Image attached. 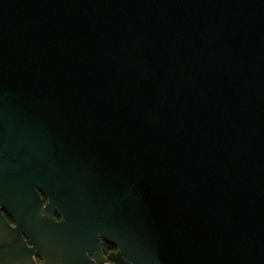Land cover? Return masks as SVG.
Listing matches in <instances>:
<instances>
[{
	"label": "water",
	"instance_id": "1",
	"mask_svg": "<svg viewBox=\"0 0 264 264\" xmlns=\"http://www.w3.org/2000/svg\"><path fill=\"white\" fill-rule=\"evenodd\" d=\"M103 243L264 264V0H0V264Z\"/></svg>",
	"mask_w": 264,
	"mask_h": 264
},
{
	"label": "flooded vegetation",
	"instance_id": "2",
	"mask_svg": "<svg viewBox=\"0 0 264 264\" xmlns=\"http://www.w3.org/2000/svg\"><path fill=\"white\" fill-rule=\"evenodd\" d=\"M41 199H42V206H45V204H46V199H45L44 197H42V196H41ZM1 214H2V216L7 220L8 224L13 225L12 221L10 220V218L7 216V214H6L3 210L1 211ZM53 218H54L56 221H60V217H59L57 214H54V215H53ZM21 240L25 242V244H26V246H27L28 248L30 247V244H29V242L25 239V237L22 236V239H21ZM104 244H105V243H103V248H102V252H103V254H104ZM109 253H115V250H113V251H111V252H109ZM31 260H32L35 264H43L42 261H41L39 258H37L36 256H31Z\"/></svg>",
	"mask_w": 264,
	"mask_h": 264
},
{
	"label": "trees",
	"instance_id": "3",
	"mask_svg": "<svg viewBox=\"0 0 264 264\" xmlns=\"http://www.w3.org/2000/svg\"><path fill=\"white\" fill-rule=\"evenodd\" d=\"M113 250H115V248L112 245H109L107 243L104 244V254L105 255Z\"/></svg>",
	"mask_w": 264,
	"mask_h": 264
},
{
	"label": "built area",
	"instance_id": "4",
	"mask_svg": "<svg viewBox=\"0 0 264 264\" xmlns=\"http://www.w3.org/2000/svg\"><path fill=\"white\" fill-rule=\"evenodd\" d=\"M109 254V253H108ZM108 254H104V258H105V261L103 262V263H101V264H114L108 257H107V255Z\"/></svg>",
	"mask_w": 264,
	"mask_h": 264
},
{
	"label": "crops",
	"instance_id": "5",
	"mask_svg": "<svg viewBox=\"0 0 264 264\" xmlns=\"http://www.w3.org/2000/svg\"><path fill=\"white\" fill-rule=\"evenodd\" d=\"M8 216V215H7Z\"/></svg>",
	"mask_w": 264,
	"mask_h": 264
}]
</instances>
